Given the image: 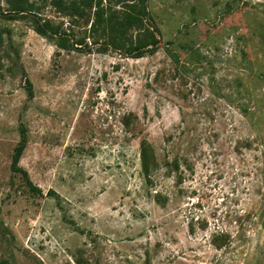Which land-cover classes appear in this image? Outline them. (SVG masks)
<instances>
[{
    "label": "rangeland",
    "instance_id": "rangeland-1",
    "mask_svg": "<svg viewBox=\"0 0 264 264\" xmlns=\"http://www.w3.org/2000/svg\"><path fill=\"white\" fill-rule=\"evenodd\" d=\"M25 1L0 0V264H264V0Z\"/></svg>",
    "mask_w": 264,
    "mask_h": 264
},
{
    "label": "trees",
    "instance_id": "trees-1",
    "mask_svg": "<svg viewBox=\"0 0 264 264\" xmlns=\"http://www.w3.org/2000/svg\"><path fill=\"white\" fill-rule=\"evenodd\" d=\"M6 2L8 3L9 8H25V5H26L25 0H6ZM29 90H30V95H31L33 93L32 89L30 88ZM24 147L25 145L21 144V145H18L15 149L13 167L16 170H20V168L17 166V163L24 150ZM152 153L154 152L152 148H150V145H147L145 142H143L142 143V162H143L145 174H147L148 177H150L151 173L154 172L156 169L154 159H152ZM172 165H174L175 167L176 165H178L177 159L173 160ZM24 175L26 176V178H28L26 172H24ZM28 183L31 184V181L29 179H28ZM156 196L160 197L161 194L157 192ZM228 238H229L228 234H217V235H214L212 242L215 244L216 247L221 248L228 241ZM220 239L222 240L220 241Z\"/></svg>",
    "mask_w": 264,
    "mask_h": 264
}]
</instances>
